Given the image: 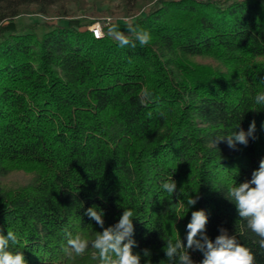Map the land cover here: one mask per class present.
Instances as JSON below:
<instances>
[{
    "label": "trees",
    "instance_id": "obj_1",
    "mask_svg": "<svg viewBox=\"0 0 264 264\" xmlns=\"http://www.w3.org/2000/svg\"><path fill=\"white\" fill-rule=\"evenodd\" d=\"M60 1L0 0V177L33 174L24 187H0V233L19 241L10 250L23 251L28 264H99L91 246L65 255L66 233L94 239L103 229L85 215L89 207L104 211L105 227L127 208L141 264H170L164 240L186 244L191 212L203 209L210 239L223 227L264 264L259 237L224 198L264 159V106L254 99L264 92V3L153 0L132 20L151 34L135 48L108 34L111 24L126 32L119 20L100 22V38L89 29L94 19L17 20L31 7L49 15ZM145 87L154 95L142 105ZM253 120L257 139L247 146L213 145ZM171 177L173 197L162 188ZM189 254L200 264L202 253Z\"/></svg>",
    "mask_w": 264,
    "mask_h": 264
},
{
    "label": "clouds",
    "instance_id": "obj_2",
    "mask_svg": "<svg viewBox=\"0 0 264 264\" xmlns=\"http://www.w3.org/2000/svg\"><path fill=\"white\" fill-rule=\"evenodd\" d=\"M108 34L121 48H135L137 42L141 47H145L151 41V34L137 28L132 21L127 22L126 32L121 31L119 25L111 24ZM153 95L147 87L143 88L139 93L140 103L145 105L152 102ZM254 99L257 105L264 106V92H258ZM261 127L264 129V124ZM237 128L238 131L217 136L212 141L213 145L216 147L221 141H226L227 146L235 150L237 145L247 146L250 138L257 139L255 120L251 121L247 131L239 125ZM162 188L173 197L177 192V182L171 177L162 183ZM180 194L184 195L181 189ZM199 198L198 193L195 198L187 197L188 210L198 202ZM224 198L235 205L237 222H245L247 228L259 237V247L264 249V159L260 160L259 167L252 172L250 180L239 185L233 182ZM178 203H183V200ZM85 215L94 220L103 231L96 232L95 238L91 240L80 233L75 235L71 232L66 233V243L62 245L65 255L69 258L83 256L91 246L98 254L94 258L99 260V264H141L140 254L133 252L137 242L133 239L134 212L131 209H123L118 222L108 227H105V213L98 206L89 207ZM207 223L208 215L205 210L192 211L191 219L186 225V244L180 236L176 239L164 240L165 246L162 250L166 261L170 264H195L189 254V250H192L202 253L203 259L200 264H255V255L251 249L240 244L236 235H229L227 229L220 227L219 235L215 240L210 239L206 233ZM18 243V237L13 231L8 230L6 236L0 233V264H28L23 251L10 250V245L15 246ZM143 255L148 257L150 252L145 249ZM147 264H151L150 260ZM160 264H163V260Z\"/></svg>",
    "mask_w": 264,
    "mask_h": 264
},
{
    "label": "rangeland",
    "instance_id": "obj_3",
    "mask_svg": "<svg viewBox=\"0 0 264 264\" xmlns=\"http://www.w3.org/2000/svg\"><path fill=\"white\" fill-rule=\"evenodd\" d=\"M153 0H61L57 6L50 9L49 15L37 13L31 7L30 13L24 14L17 20L26 24L41 21H54L66 24L70 19L89 18L98 20L93 26H100V22L123 21L128 22L143 16L148 12ZM264 3V0H261ZM66 13V16H60ZM102 34L104 31L102 30ZM195 62L218 67V63L211 58H195ZM33 174L14 171L5 177H0V187L8 190H16L28 185Z\"/></svg>",
    "mask_w": 264,
    "mask_h": 264
},
{
    "label": "built area",
    "instance_id": "obj_4",
    "mask_svg": "<svg viewBox=\"0 0 264 264\" xmlns=\"http://www.w3.org/2000/svg\"><path fill=\"white\" fill-rule=\"evenodd\" d=\"M89 29H90V31H92L93 35L96 38H100L103 36L101 24H100V26H94V27L89 28Z\"/></svg>",
    "mask_w": 264,
    "mask_h": 264
}]
</instances>
